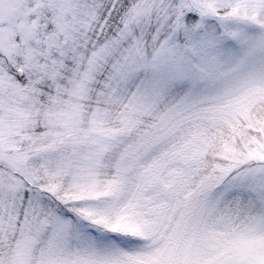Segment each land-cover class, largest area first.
<instances>
[{
  "label": "snow or ice",
  "instance_id": "1",
  "mask_svg": "<svg viewBox=\"0 0 264 264\" xmlns=\"http://www.w3.org/2000/svg\"><path fill=\"white\" fill-rule=\"evenodd\" d=\"M0 264H264V0H0Z\"/></svg>",
  "mask_w": 264,
  "mask_h": 264
}]
</instances>
